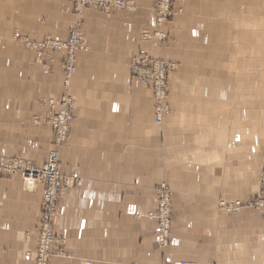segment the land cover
Returning a JSON list of instances; mask_svg holds the SVG:
<instances>
[{"label":"crops","instance_id":"1","mask_svg":"<svg viewBox=\"0 0 264 264\" xmlns=\"http://www.w3.org/2000/svg\"><path fill=\"white\" fill-rule=\"evenodd\" d=\"M135 1L132 13L88 8L79 17L67 0L60 7L67 24L41 31L65 39L80 22L87 48L77 54L76 118L61 153L63 173L83 186L63 191L56 219L73 257L54 256L52 264H264L261 212L220 207L254 197L264 170V0H176L182 13L164 26L170 41L161 47L142 38L156 27V0ZM2 23L0 154L42 165L52 129L34 121L54 114L38 101L62 95V57L47 71L32 49L1 35ZM142 48L175 64L172 111L161 125L151 88L129 69ZM162 182L175 208L164 253L146 218ZM42 194V185L28 190L20 178L0 179V264L34 261Z\"/></svg>","mask_w":264,"mask_h":264},{"label":"built area","instance_id":"2","mask_svg":"<svg viewBox=\"0 0 264 264\" xmlns=\"http://www.w3.org/2000/svg\"><path fill=\"white\" fill-rule=\"evenodd\" d=\"M77 11L82 9L94 8L107 16H111L116 11L135 12L138 5L135 0H71ZM174 0H156V26L157 30L144 31L142 38L156 39L158 43L167 40L168 34L162 27L175 15L173 8ZM29 47L34 48L37 61L45 63L53 59L56 55L63 53V88L64 93L57 99H45L41 105L47 106L54 111L51 117H45L47 122L52 124L53 148L48 158L42 165H35L22 157L0 156V176L6 174L13 176L21 175L25 187L28 190L35 189L38 185L43 186L41 200V217L38 224V242L36 247V256L33 264H50L54 256L64 257L63 237L54 230V221L58 214L60 196L64 186H81L83 180L79 177H65L62 172L61 152L64 146L71 123L74 121L73 102L69 95V90L77 71V54L82 46V32L79 28L72 30L66 39H45L41 41L26 40ZM50 62V61H49ZM171 64L164 60L153 57L150 52L144 48L135 52L130 61L131 76L148 85L154 96L155 123L161 125L166 115L171 113L168 100V73ZM264 183V181H263ZM159 203L162 211V217L157 213H151L150 217L158 221L157 235L161 246L169 244L170 220L173 207L171 205V192L168 187L162 185L160 190ZM221 207L227 212L239 213L243 208L259 209L263 216L264 223V184L260 193L249 200H236L231 203H221ZM262 239L264 241V224ZM167 264H190L187 261H175Z\"/></svg>","mask_w":264,"mask_h":264},{"label":"rangeland","instance_id":"3","mask_svg":"<svg viewBox=\"0 0 264 264\" xmlns=\"http://www.w3.org/2000/svg\"><path fill=\"white\" fill-rule=\"evenodd\" d=\"M68 1L71 4L70 5L68 3V5L72 9V12L75 15L79 16V17H80V15H82L84 13L85 10H87V9H82L81 11H77L75 9V6L72 3V1L71 0H68ZM65 2L67 3V0H0V22H4L2 24L5 25V26H1V29H2L1 35H9L10 37L12 36V38L15 41V43H16V45H17L18 48H25L26 47V48L32 49L34 52H35L34 48L29 47L28 44L26 43V40L27 39H30L31 41H41V40H45V39H59V40L64 39V38H62V39L61 38H57L56 36H53V35L50 36V34L41 35V31H43V33H49L50 31H55V30L58 31V29L61 28L60 25L61 24L64 25V22L66 23V16H63V13L60 14V7H62L63 3H65ZM175 2H176V0H174V2H173V8L176 11V15L171 19L172 21L182 13V9H177L174 6ZM89 9H94V8H89ZM154 9H155V7H154ZM128 13H132V12H128ZM171 20H169V22ZM55 22L59 24L58 25L59 26L58 29L55 27ZM63 25H62V28H63ZM79 25H80V22H78L76 26L72 27L70 29V32L72 30L76 29V28H79L80 30H82ZM165 25H163V27H162L163 30H164V26ZM29 29L32 31V34L33 35H37V36H40V37H38V39L37 38H34L33 39L32 37L27 36L26 33H29L30 34V32H28ZM157 29H158V27L156 26L154 29H145L144 31H151V30L153 31V30H157ZM36 30L39 31L40 33L39 32L38 33H35ZM164 31L166 32V30H164ZM143 32H142V35H143ZM144 40L145 41H151L153 43V45L158 46V47H161L163 45L165 46V45L168 44V42L170 41V37L168 35L167 40L164 41V42H162V43H158L156 41V39H153V38L148 39V40L147 39H144ZM82 49H87V48L86 47H83V45H82L81 46V49L79 51H81ZM144 49H146V48H144ZM146 50H148V49H146ZM63 56H64V54L63 53H60V54L56 55L55 57H53V59L48 60V61H47V57H46L45 58L46 64H45V63H39L37 61V57L35 55V62L37 64L43 66L44 69H46L47 71L51 72L52 71V68L49 67V63L55 61L57 57H60V58L62 57L63 58ZM162 60H164V59H162ZM165 62H167V61H165ZM168 64H171L172 65L171 68H175V64H173V63H168ZM129 69H130V67H129ZM72 83H73V80H72ZM72 83H71V87H70V90H69V95H70L71 100L73 102V108L72 109H73V112H74V95H73V92H72ZM62 88H63V80H62ZM64 91L65 90L63 88L62 94L64 93ZM168 94H169V89H168ZM56 95H58V93H54L53 96L41 98L38 101V105L40 107H42V108H48L47 106L41 105V102L44 101L45 99H52V98L57 99L58 97H60V96H56ZM152 95H153V92H152ZM153 101H154V96H153ZM154 108H155V101H154ZM47 117H51V116H47ZM75 118H76V116H75V113H74V120H75ZM73 122L71 123V125L73 124ZM34 124L35 125L47 126V127H50L52 129L51 147H50V149L48 151V155H47V158H48L49 153H50L51 149L53 148L52 140H53L54 130H53L52 124L50 122H47L46 119H45V117L35 119ZM70 130H71V126H70ZM70 130H69V133H68V136H67V139H66V142H65L64 146H62L61 149H60V152L61 153H62V149L67 145V142H68V139H69V136H70ZM0 156H6V157H11V158L12 157H18V156H7V155H3V154H0ZM19 157H21V156H19ZM22 158H24V157H22ZM24 159H26L28 161H31L28 158H24ZM61 162H62V160H61ZM32 163L35 164L34 162H32ZM35 165H37V164H35ZM37 166H39V165H37ZM64 175H65V177H72V176L79 177V176H77L75 174H67V175L64 174ZM15 177L20 178L23 181V178L19 174H15L13 176H8L6 174H3V175L0 176V179L1 178L11 179V178H15ZM79 178H81V177H79ZM263 181H264V170L259 174V190H258V192L256 193V195L254 197H256L260 193L261 187L264 184ZM162 185H165V187H168V189L170 190V192H171V205L173 207L172 215H170L171 216V220H170V230H171L170 236H171V239H170L169 244L167 246H165V247L161 246V244L159 242V239H158V235H157L158 221L156 219H152L150 217L151 213L152 214L153 213H157V216L159 218L162 217V211H161V207H160V203H159V197H160L159 190H160V188H161ZM82 186H83V183H82L81 186H64V188L62 190V193H61V196H60V202H61V197L63 195V191L65 189H67V188H73V187L80 188ZM32 190H34V189H32ZM155 196H156V205H155L154 209H152L151 211H149L146 214V218L154 224V226H155V236H156L157 241H158L159 249L164 253L165 251H167V249L169 248V246L173 242V234H174V230H175V208H174V204H173L172 189L169 187V185L166 182H162L157 187V189L155 191ZM254 197H252V198H254ZM252 198H250V199H252ZM60 202H59V205H60ZM220 207H221V203H220ZM248 209H251V210H259V209H253V208H248ZM224 211H226V210L224 209ZM57 216H58V214H57ZM40 217H41V214H40ZM56 219H57V217H56ZM56 219L54 221V230L57 233V231H56ZM39 221H40V219H39ZM37 237H38V231H37ZM63 240H64V243H65V239H63ZM64 251H65L66 255L64 257H60V258L70 259V258L73 257V255L69 251L66 250L65 245H64ZM175 261H187V260H179V259H177V260H173V261H168V260L163 259V260H161V264H167V263L175 262ZM33 262L31 264H33ZM187 262H189L190 264H195V263H192L190 261H187ZM50 264H52V259L50 261Z\"/></svg>","mask_w":264,"mask_h":264},{"label":"bare ground","instance_id":"4","mask_svg":"<svg viewBox=\"0 0 264 264\" xmlns=\"http://www.w3.org/2000/svg\"><path fill=\"white\" fill-rule=\"evenodd\" d=\"M63 165V164H62Z\"/></svg>","mask_w":264,"mask_h":264}]
</instances>
